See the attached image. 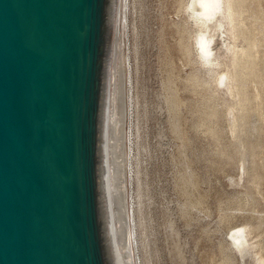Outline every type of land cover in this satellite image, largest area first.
<instances>
[{"label":"water","instance_id":"1","mask_svg":"<svg viewBox=\"0 0 264 264\" xmlns=\"http://www.w3.org/2000/svg\"><path fill=\"white\" fill-rule=\"evenodd\" d=\"M128 0H0V264H135Z\"/></svg>","mask_w":264,"mask_h":264},{"label":"rangeland","instance_id":"2","mask_svg":"<svg viewBox=\"0 0 264 264\" xmlns=\"http://www.w3.org/2000/svg\"><path fill=\"white\" fill-rule=\"evenodd\" d=\"M187 1L127 2L136 264H257L264 262V0H235L237 44L250 50L248 64L237 66L250 65L243 112L215 85L229 71L223 45L232 39L210 30L220 62L211 76L198 63ZM242 226L248 251L239 256L229 234Z\"/></svg>","mask_w":264,"mask_h":264},{"label":"bare ground","instance_id":"3","mask_svg":"<svg viewBox=\"0 0 264 264\" xmlns=\"http://www.w3.org/2000/svg\"><path fill=\"white\" fill-rule=\"evenodd\" d=\"M243 1L244 0H241V2ZM236 3L238 2L237 1L235 2V0H188L185 6V10H186V14L188 15L189 20L191 21L193 25H195L198 31L194 35V38H193L194 48L196 51V55L198 56V63L202 67V69L207 71L211 76H213L215 72L217 71L220 65V62L218 61L217 58H215L214 52L212 50L214 40L211 36L208 35L210 30H212V28H214L216 32H219V31L223 32L225 30L227 31L228 35L232 39L231 42L225 43L223 45L224 54L230 55L231 62H230L229 71L220 73V75L216 78L215 85L220 89L226 88L227 93L231 97H233L235 101H237L238 110L242 111L243 101L241 102L240 99L243 94L241 95L240 90H241V86H243V84L245 83L243 81L246 77L245 72H247L245 70L247 69L250 70V65L249 67H244L245 70H242L243 68L239 69L237 68V66L240 64L241 65L248 64V59H250L248 52L250 50L247 52L244 46L240 47L237 44V39H238L237 22L239 20L241 22L242 15L240 14ZM250 42L251 41H249V39L245 40L246 46L248 45L247 47H249ZM202 46H203V50H202ZM237 69L239 70L238 72H237ZM236 72L238 74H236ZM247 80L250 82L249 79ZM236 108L232 107L230 113L233 114V111ZM209 120L213 121L212 119H209ZM247 232H248V229L242 226L238 229L233 230L229 234V239H230L232 248L235 251V253L238 254L239 256L246 255V252L248 251V244H247V238H246ZM262 254H261V257H263ZM260 259L257 261V264H264L263 260H260Z\"/></svg>","mask_w":264,"mask_h":264},{"label":"clouds","instance_id":"4","mask_svg":"<svg viewBox=\"0 0 264 264\" xmlns=\"http://www.w3.org/2000/svg\"><path fill=\"white\" fill-rule=\"evenodd\" d=\"M202 50H203V46H202Z\"/></svg>","mask_w":264,"mask_h":264}]
</instances>
